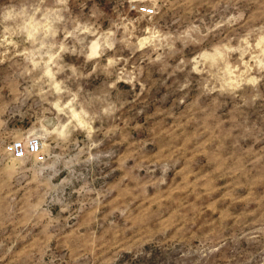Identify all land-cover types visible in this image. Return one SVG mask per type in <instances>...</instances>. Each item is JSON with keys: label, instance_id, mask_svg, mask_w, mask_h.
<instances>
[{"label": "rangeland", "instance_id": "374dc122", "mask_svg": "<svg viewBox=\"0 0 264 264\" xmlns=\"http://www.w3.org/2000/svg\"><path fill=\"white\" fill-rule=\"evenodd\" d=\"M0 264H264V0H0Z\"/></svg>", "mask_w": 264, "mask_h": 264}, {"label": "built area", "instance_id": "2783aa9c", "mask_svg": "<svg viewBox=\"0 0 264 264\" xmlns=\"http://www.w3.org/2000/svg\"><path fill=\"white\" fill-rule=\"evenodd\" d=\"M152 12V10H148ZM40 149V143L38 141H33L27 146H23L21 143L15 146V154L18 158H22L26 155L27 152L37 153Z\"/></svg>", "mask_w": 264, "mask_h": 264}, {"label": "bare ground", "instance_id": "6f19581e", "mask_svg": "<svg viewBox=\"0 0 264 264\" xmlns=\"http://www.w3.org/2000/svg\"><path fill=\"white\" fill-rule=\"evenodd\" d=\"M96 45H97V44H96ZM93 46H95V45H93ZM94 48H95V47H94ZM94 48H93V49H94ZM96 49H97V47L95 48V50H96Z\"/></svg>", "mask_w": 264, "mask_h": 264}]
</instances>
